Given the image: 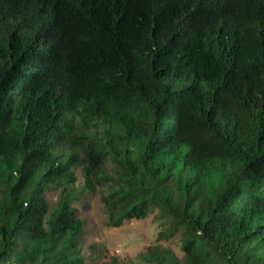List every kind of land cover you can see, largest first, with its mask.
<instances>
[{
  "label": "trees",
  "instance_id": "trees-1",
  "mask_svg": "<svg viewBox=\"0 0 264 264\" xmlns=\"http://www.w3.org/2000/svg\"><path fill=\"white\" fill-rule=\"evenodd\" d=\"M96 191L144 264H264V0H0V264H90Z\"/></svg>",
  "mask_w": 264,
  "mask_h": 264
},
{
  "label": "rangeland",
  "instance_id": "rangeland-1",
  "mask_svg": "<svg viewBox=\"0 0 264 264\" xmlns=\"http://www.w3.org/2000/svg\"><path fill=\"white\" fill-rule=\"evenodd\" d=\"M78 184L83 185V176L76 172ZM53 194L47 198L53 200ZM102 191L88 192L79 207L78 215L85 221V234L80 242L81 255L90 264H144L139 255L149 246L159 245L171 249L179 258L183 256L180 232L166 237L164 220L154 211L145 219L124 221L119 227L108 225V215L101 201Z\"/></svg>",
  "mask_w": 264,
  "mask_h": 264
}]
</instances>
